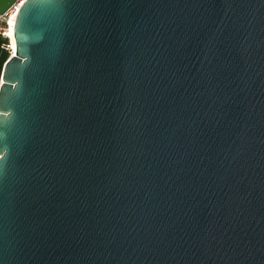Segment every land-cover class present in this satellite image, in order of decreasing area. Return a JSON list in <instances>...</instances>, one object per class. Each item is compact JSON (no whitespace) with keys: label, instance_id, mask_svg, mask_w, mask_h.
I'll list each match as a JSON object with an SVG mask.
<instances>
[{"label":"water","instance_id":"obj_1","mask_svg":"<svg viewBox=\"0 0 264 264\" xmlns=\"http://www.w3.org/2000/svg\"><path fill=\"white\" fill-rule=\"evenodd\" d=\"M12 34L0 264H264V0H67L58 26L23 0Z\"/></svg>","mask_w":264,"mask_h":264},{"label":"snow or ice","instance_id":"obj_2","mask_svg":"<svg viewBox=\"0 0 264 264\" xmlns=\"http://www.w3.org/2000/svg\"><path fill=\"white\" fill-rule=\"evenodd\" d=\"M67 0H36V6L41 10L53 26H58L64 15Z\"/></svg>","mask_w":264,"mask_h":264},{"label":"trees","instance_id":"obj_3","mask_svg":"<svg viewBox=\"0 0 264 264\" xmlns=\"http://www.w3.org/2000/svg\"><path fill=\"white\" fill-rule=\"evenodd\" d=\"M1 28H2V25L0 22V76H1L3 64L9 58V49L7 47L8 38L2 34Z\"/></svg>","mask_w":264,"mask_h":264},{"label":"built area","instance_id":"obj_4","mask_svg":"<svg viewBox=\"0 0 264 264\" xmlns=\"http://www.w3.org/2000/svg\"><path fill=\"white\" fill-rule=\"evenodd\" d=\"M22 2L23 0H15L3 14H0V19L8 22L9 18L16 14L17 9Z\"/></svg>","mask_w":264,"mask_h":264},{"label":"rangeland","instance_id":"obj_5","mask_svg":"<svg viewBox=\"0 0 264 264\" xmlns=\"http://www.w3.org/2000/svg\"><path fill=\"white\" fill-rule=\"evenodd\" d=\"M1 25H2V28H1V32L4 36H6L8 38V44H7V47L9 49V57L13 54V48L11 46V38H10V35H9V21L6 22L5 20H1Z\"/></svg>","mask_w":264,"mask_h":264},{"label":"bare ground","instance_id":"obj_6","mask_svg":"<svg viewBox=\"0 0 264 264\" xmlns=\"http://www.w3.org/2000/svg\"><path fill=\"white\" fill-rule=\"evenodd\" d=\"M14 17H15V15H12L9 18V32H10L9 35H10V38H11V46L13 48V51L15 49V46H14V38H13V34H12V24H13Z\"/></svg>","mask_w":264,"mask_h":264}]
</instances>
